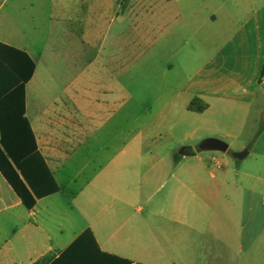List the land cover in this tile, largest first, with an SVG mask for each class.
I'll use <instances>...</instances> for the list:
<instances>
[{"label": "crops", "instance_id": "1", "mask_svg": "<svg viewBox=\"0 0 264 264\" xmlns=\"http://www.w3.org/2000/svg\"><path fill=\"white\" fill-rule=\"evenodd\" d=\"M78 1L89 40L112 0ZM201 1L193 22L174 9L167 24L173 55L187 56L176 65L183 73L191 55L198 62L212 51L172 99L198 114V144L217 138L225 152H169L159 140L143 142L141 124L128 140L131 95L116 82L110 52L88 61L70 88L29 93L32 53L1 41L35 64L24 116L59 190L26 208L0 173V264L55 258L85 229L102 252L131 264H264V0Z\"/></svg>", "mask_w": 264, "mask_h": 264}, {"label": "rangeland", "instance_id": "2", "mask_svg": "<svg viewBox=\"0 0 264 264\" xmlns=\"http://www.w3.org/2000/svg\"><path fill=\"white\" fill-rule=\"evenodd\" d=\"M170 1L112 0L110 14L98 21L94 19L99 34L91 32L87 40L82 36L83 17L78 0H0V41L27 47L32 53L38 73L35 87L31 85L29 93L33 88L35 92L70 88V82L88 61L110 52L116 57V82H124L131 95L127 103V139L139 131L141 124L145 143L159 140L166 150L174 153L186 148L199 151L196 140L199 133H193L200 126L198 114H187L181 109V102H173L172 98L183 90L188 76L212 51L201 50L198 62L190 54V69L183 73L176 65L187 56L173 55L167 24L174 9L179 10L185 21L193 22V11L203 2L174 0L173 7ZM74 4L79 9L75 13ZM158 24L163 26L160 31ZM96 68L103 71L101 64L96 63ZM157 91L162 96L159 102H154ZM172 104L177 105L170 107ZM258 115L262 117L261 113ZM82 153H86V146ZM66 213L64 209V217Z\"/></svg>", "mask_w": 264, "mask_h": 264}, {"label": "trees", "instance_id": "3", "mask_svg": "<svg viewBox=\"0 0 264 264\" xmlns=\"http://www.w3.org/2000/svg\"><path fill=\"white\" fill-rule=\"evenodd\" d=\"M35 64L23 50L0 41V173L26 208L59 187L36 147L25 112V84ZM196 105V99L190 106ZM199 109V108H197ZM32 264H131L102 252L91 231H82L57 257Z\"/></svg>", "mask_w": 264, "mask_h": 264}, {"label": "water", "instance_id": "4", "mask_svg": "<svg viewBox=\"0 0 264 264\" xmlns=\"http://www.w3.org/2000/svg\"><path fill=\"white\" fill-rule=\"evenodd\" d=\"M198 149L225 152L227 149V144L217 138H206L199 143ZM246 153L247 151L243 150L240 152H232L231 155L235 159H242Z\"/></svg>", "mask_w": 264, "mask_h": 264}]
</instances>
